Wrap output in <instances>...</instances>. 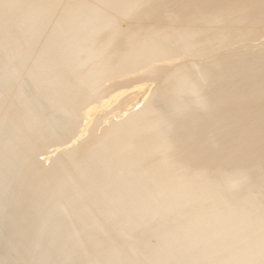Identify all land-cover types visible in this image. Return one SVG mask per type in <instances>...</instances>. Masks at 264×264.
<instances>
[{"label":"bare ground","instance_id":"6f19581e","mask_svg":"<svg viewBox=\"0 0 264 264\" xmlns=\"http://www.w3.org/2000/svg\"><path fill=\"white\" fill-rule=\"evenodd\" d=\"M0 264H264V0H0Z\"/></svg>","mask_w":264,"mask_h":264}]
</instances>
